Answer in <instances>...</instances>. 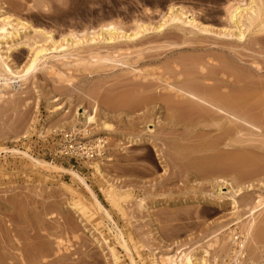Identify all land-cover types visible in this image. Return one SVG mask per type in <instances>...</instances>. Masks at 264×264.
<instances>
[{
	"label": "rangeland",
	"instance_id": "obj_1",
	"mask_svg": "<svg viewBox=\"0 0 264 264\" xmlns=\"http://www.w3.org/2000/svg\"><path fill=\"white\" fill-rule=\"evenodd\" d=\"M1 1L20 4L22 18L61 38L70 32L98 31L110 23L126 30L138 21L157 24L173 5L184 6L204 25L219 31L229 23L230 3L238 0H72L69 7L46 0ZM45 6L51 13L43 11ZM27 56L26 49H19L12 58L23 65ZM81 56L79 65H70L75 57L66 64L54 62L52 71L39 72L24 90L0 105V264H113L91 226L70 205L75 198L68 188L74 185L71 176L31 172L22 157L2 153L5 150L27 152L82 173L114 221L101 217L125 264L132 263L117 237L119 228L137 264H152L149 250L160 248L161 254H167L181 247L206 246L222 228L237 222H219L233 210L230 203L219 206L217 202L221 196L233 195L232 183L245 188L240 199L254 203L264 199V32L239 39L170 26L133 43L88 48ZM92 56L103 60L97 62ZM112 56L120 62L105 60ZM179 89L209 91L245 102L236 109L237 118L222 112L200 124L192 117L186 126L173 116V107L163 102ZM84 92L114 98L129 95L147 104L113 116L124 134H98L96 126L88 130L96 138L107 136L111 160L104 161V170L122 182L116 194L123 197L131 189L136 198L147 195L148 210L136 199L122 202L119 210L110 201L108 185L93 175L89 164L52 153L58 133L73 124L55 128L46 138L34 129L26 140L17 142L34 119L37 124L46 119L51 99L68 94L76 103L72 108L68 103L70 113L54 119L51 127L71 120ZM156 117L163 120L154 138L163 148L165 161L154 145L126 138L145 136L148 119ZM78 189L91 200V194ZM242 208L243 216L250 215L246 206ZM235 228L244 230L239 224L228 234Z\"/></svg>",
	"mask_w": 264,
	"mask_h": 264
},
{
	"label": "bare ground",
	"instance_id": "obj_2",
	"mask_svg": "<svg viewBox=\"0 0 264 264\" xmlns=\"http://www.w3.org/2000/svg\"><path fill=\"white\" fill-rule=\"evenodd\" d=\"M59 2L63 6L69 7L72 0H46ZM53 2V3H54ZM23 10L20 4L11 2H0V77L2 78V86L0 90V105L7 99H11L14 95L26 88L31 78L41 71H52L54 62L67 63L73 57L71 66L82 63V52L88 48L101 44L112 45L119 41L125 43H133L150 33H162L170 26H179L182 28H191L201 33H213L217 35L237 37L243 39L248 33L264 32V0H238L231 2L228 7L229 23L219 31L204 25L197 15L187 10L182 5H173L169 8L157 24L147 22H136L135 27L126 30L118 24L110 23L101 26L98 31L84 33L79 35L70 32L57 38L51 30L36 27L30 21L22 18L19 14ZM45 13L51 11L44 7ZM66 13H70L69 8H64ZM19 49H26L28 56L23 65H17L12 55ZM92 59L99 62L103 60L97 56ZM107 62L117 64L120 61L116 56L105 59ZM125 65V63H122ZM81 105L76 108L75 115L71 120L61 123L59 127H51V122L62 114H69L70 108L75 107V98L66 94L64 98H54L49 101V114L42 123L36 122V119L30 124L27 132L17 138V142L26 140L29 133L37 129V133L42 138H46L51 132L56 131L55 128L64 129L72 124L76 127L82 124L84 135L88 139L96 138L88 130L89 126L98 127L101 133L105 135L124 134V131L118 129L113 122V116H122L128 114L138 108H144L147 104L140 99L124 95L118 98L102 95H94L89 92L81 94ZM163 102L173 107V116L183 125L191 124L192 117L198 119V123L205 122L208 117L219 116L222 112H229L237 118L236 109L242 105L245 100L242 98H226L218 94L208 92L198 93L185 89H179L176 96L166 97ZM0 108V122H1ZM163 122L161 117L149 118L146 124L147 134L145 136H129L131 143H147L155 146L158 156L163 161L166 155L163 148L159 147L154 136L157 126ZM38 126V127H37ZM219 128V127H218ZM66 130V129H65ZM221 130V127H220ZM105 137V136H104ZM107 137V136H106ZM122 143V142H121ZM2 153H11L15 156L22 157L31 172L44 170L50 174L59 175L61 173L69 174L74 185L68 186L75 198L70 204L93 230L96 241L104 248L108 259L113 264H125L122 260L117 245L108 233L104 230L101 217L103 215L112 217L108 210L101 204L97 195L88 184L86 178L76 169L65 168L61 165L46 162L40 157H34L27 152L19 150H5ZM28 160V161H27ZM93 175L103 184H107L110 192V201L114 207L122 210V202L137 200V203L143 210L149 209L148 196L136 198L133 190H126L125 196L119 197L117 190H121L122 182L114 179L104 170V162L93 161L87 163ZM87 166V165H86ZM2 164L0 163V168ZM225 182V181H224ZM233 195L230 197H220L218 205L230 203L233 207L229 217L223 219L220 224L230 219L237 220L232 226L222 228L219 234L214 238L213 242L206 246L194 245L190 247H181L177 251H168L167 254H161V249L157 248L149 250L151 254L152 264H221L227 253V236L231 227L242 224L244 234L248 239L250 249L254 256L259 258L261 247H264V199H259L256 203L240 199L243 195L244 187L235 186L232 183ZM86 190L92 195L91 200L87 198L78 188ZM250 187V186H249ZM248 187V188H249ZM243 206L250 210V215L243 216ZM114 222V221H113ZM238 228H235L237 230ZM117 237L123 240V247L127 251L132 264H137L134 253L128 245V241L122 229ZM234 231V229L232 230ZM147 248V247H146ZM159 249V250H158ZM214 251V255L212 254ZM23 264V263H22Z\"/></svg>",
	"mask_w": 264,
	"mask_h": 264
},
{
	"label": "built area",
	"instance_id": "obj_3",
	"mask_svg": "<svg viewBox=\"0 0 264 264\" xmlns=\"http://www.w3.org/2000/svg\"><path fill=\"white\" fill-rule=\"evenodd\" d=\"M0 77V90L2 86ZM78 126L61 131L57 135L52 153L57 157L69 158L81 163L111 160V150L107 137L88 139ZM124 145V142L121 143ZM221 264H264V247L259 258L254 256L243 230L237 229L229 234L227 253Z\"/></svg>",
	"mask_w": 264,
	"mask_h": 264
}]
</instances>
